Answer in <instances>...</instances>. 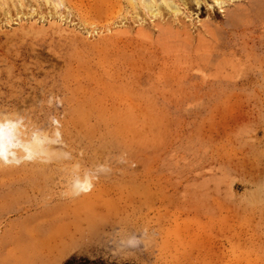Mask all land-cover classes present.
<instances>
[{
  "label": "rangeland",
  "instance_id": "374dc122",
  "mask_svg": "<svg viewBox=\"0 0 264 264\" xmlns=\"http://www.w3.org/2000/svg\"><path fill=\"white\" fill-rule=\"evenodd\" d=\"M219 1L0 0V264H264V0Z\"/></svg>",
  "mask_w": 264,
  "mask_h": 264
},
{
  "label": "bare ground",
  "instance_id": "6f19581e",
  "mask_svg": "<svg viewBox=\"0 0 264 264\" xmlns=\"http://www.w3.org/2000/svg\"><path fill=\"white\" fill-rule=\"evenodd\" d=\"M163 1V0H162ZM224 1V0H223ZM217 2L219 3L220 1L217 0ZM249 2V1H248ZM264 2V1H263ZM150 3V1H149ZM173 3V2H172ZM226 3V2H225ZM255 3V2H254ZM253 3V4H254ZM258 3V2H257ZM256 3V4H257ZM174 4V3H173ZM252 4V3H251ZM252 4V5H253ZM254 5V7H257L259 6L258 8H261L262 5L260 6V4L258 3V5ZM262 4V3H261ZM149 4H147L148 6ZM175 5V4H174ZM224 5V4H223ZM154 6V4H153ZM242 6V5H241ZM245 6V5H244ZM243 6V7H244ZM155 7V6H154ZM237 8V6H235ZM240 7V5H239ZM152 8V7H151ZM264 8V7H263ZM262 8V9H263ZM244 10V8H242ZM253 9V8H252ZM178 10V9H177ZM232 10V8H231ZM246 10V9H245ZM261 10V9H260ZM152 11V10H151ZM241 11V9H240ZM262 11V10H261ZM260 12V11H259ZM247 15V12H245ZM249 13V11H248ZM228 15V14H227ZM244 14L241 15L240 12H232L230 15H229V20L226 24V27H231V26H236L240 23V21L238 20V17L240 16H243ZM156 16V15H155ZM248 16V15H247ZM245 18V16H244ZM244 20V19H242ZM246 21V19H245ZM235 29V28H234ZM216 32L217 33H221V31H219L218 29H216ZM223 35V34H222ZM219 42H220V39H219ZM17 143V129H16V126L14 123L12 122H0V164L2 162H4L5 160H10L11 157H13L15 155V145ZM17 151V150H16Z\"/></svg>",
  "mask_w": 264,
  "mask_h": 264
}]
</instances>
